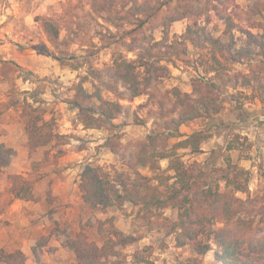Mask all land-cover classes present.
Masks as SVG:
<instances>
[{
    "label": "rangeland",
    "instance_id": "1",
    "mask_svg": "<svg viewBox=\"0 0 264 264\" xmlns=\"http://www.w3.org/2000/svg\"><path fill=\"white\" fill-rule=\"evenodd\" d=\"M90 1L0 0V140L4 139L18 147V150H14L16 154L10 164L0 172V250L22 251L26 264H35V257L46 264H72L78 254H83L82 249L88 248V244L95 243L101 247L110 232L117 229L137 240L124 248L115 247L114 251L119 254L102 259L104 264H132L133 260H140L132 256L134 251L141 256L142 264H154L159 258V252L164 250L172 258L170 264H187L188 258L195 257L191 247H182L180 251L170 249V246L174 247L173 235H167L164 228L146 227L141 219L138 220L140 216L137 209L129 204H125L122 209L110 208L106 212H88L84 208L78 189L79 174L83 167L92 164L131 173L126 164L132 157L133 144L149 134L153 126L152 119L148 118L149 107H143L147 99L141 96L130 102L120 101L126 110L112 121L115 126L113 132L104 128L84 129L77 121L78 111L69 101L73 97L72 86L79 81L80 76L85 75V67L72 70L33 49L38 43L53 49L41 29L42 19L50 18L61 26L59 38H65L66 41L62 50L76 57L85 56L93 68L110 66L117 53L134 59V53L126 51L122 45L123 42H130V37L124 35V31L130 27L115 28L96 18L89 9ZM110 1L120 11L119 6L123 3H127L128 8L134 2L141 4L145 0ZM148 1L159 7L166 3L175 5L177 2ZM255 1L192 0V3L196 8L208 5L211 11L206 15L210 20L207 30L214 37H219L222 43L228 44L230 36L223 34L226 17H230L239 29L247 30L255 36L262 34L261 29L251 28L245 22L250 5ZM162 8L164 10L166 7ZM206 16H198L199 22L205 20ZM161 17L153 19L152 24H159ZM194 19H182L170 24L167 28L169 38L182 35ZM255 19L261 21L258 16ZM66 23L71 28L69 32ZM145 28L144 35H150L156 41L164 36L161 26ZM239 29L235 28L231 33L233 50L243 48L247 43L246 35ZM96 32H102L103 37ZM132 36L137 38L136 43L140 49L141 37L136 33ZM88 48L91 53L85 51ZM216 57L231 72L245 73L247 64L255 66L257 63L256 56L251 63H246V60L227 62L218 53ZM209 59L207 50L188 46L185 57L176 60L174 66L166 64L169 73L159 89L176 88L190 93L195 79L211 76L205 74ZM84 88L92 92L90 84H84ZM33 94L39 105L46 110L43 119L50 121L56 133L69 136L57 145L52 143L33 150L28 146L24 124L19 117L20 111L11 104L13 100L21 101L23 98L30 102ZM103 95L106 99L112 98L110 94ZM219 95L222 109L218 114L181 125V137L172 138L170 142L182 140L193 132L209 134L211 137L203 143L200 153L192 155L180 151L184 155L183 161L197 162L206 172L223 167L224 158L228 157L232 163L250 172L249 190L252 197L258 196L264 189L259 169L264 171V97L261 100L250 98V89L232 84L221 89ZM96 107L97 103L93 101L90 108L95 110ZM142 119L147 123L140 125L139 120ZM111 134L120 135V145L115 153L101 147ZM228 144L233 146L229 151L226 150ZM0 146L6 147V143L0 142ZM161 166L165 168L167 161H162ZM138 170L142 175H153L146 169ZM10 173L23 175L32 184V193L39 201L14 199L8 192L6 175ZM213 176H218V173ZM163 214L174 220L177 210L166 209ZM142 237H146L148 245L136 251L137 244L144 239ZM215 249L212 246V250L202 257L201 264H215Z\"/></svg>",
    "mask_w": 264,
    "mask_h": 264
},
{
    "label": "trees",
    "instance_id": "2",
    "mask_svg": "<svg viewBox=\"0 0 264 264\" xmlns=\"http://www.w3.org/2000/svg\"><path fill=\"white\" fill-rule=\"evenodd\" d=\"M109 1L91 0L89 9L109 26L130 27L124 31L130 42H123L122 45L126 51L134 53V59L117 53L110 66L93 68L85 56L76 57L62 50L66 41L59 38L61 26L50 18L42 19L41 29L53 49L50 50L44 43L33 46L36 53L51 57L72 70L85 67V75L80 76L72 86L73 97L69 101L78 111L77 121L84 129L104 128L113 132L115 126L112 121L126 110L121 100L130 102L141 96L147 99L143 107H149L148 118L152 119L153 126L149 134L133 144L132 157L126 164L131 173L115 167L86 164L79 174L78 183L84 208L88 212H106L110 208L122 209L129 204L137 209L138 220L141 219L146 227L164 228L167 235H173L174 247H191L195 257L188 258L187 264H201L202 257L212 250V246L216 248L213 255L215 264H264V189L260 195L252 197L250 172L232 163L228 157L224 158L223 167L206 172L197 162L183 161L184 155L180 151L192 155L200 153L203 143L211 137L209 134L193 132L182 140L170 142L172 138L181 137V125L218 114L222 109L219 94L228 84L250 89V98L263 99L264 0L250 5L245 19L249 27L261 29L262 34L255 36L239 29L230 17H226L223 34H229L231 41L228 44L222 43L219 37H214L207 30L210 20L206 15L211 11L208 5L196 8L192 0H177L175 5L166 3L159 7L145 0L141 4L134 2L128 8V4L123 3L119 11ZM201 15L206 18L199 22L198 16ZM256 16L260 17V22L255 19ZM159 17L161 22L152 24L153 19ZM192 17L195 19L182 35L169 38L167 28L170 24ZM147 26H161L164 30L162 39L156 41L150 35L145 36ZM235 28L247 38L246 46L237 50H233L231 35ZM133 33L141 37L140 49ZM96 34L101 38L104 35L102 32ZM188 46L209 52L210 63L205 74L211 76L195 79L190 93L176 88L159 89L169 73L166 64L174 66L176 60L185 57ZM85 51L91 53L89 48ZM216 53L227 62L237 63L242 60L251 63L256 56L257 63L255 66L247 64L245 73L231 72L221 64ZM87 83L92 87L91 93L84 88ZM104 93L112 95V98L106 99ZM30 98V102L23 98L21 101L13 100L11 104L20 111L29 148L33 150L52 143L57 145L69 137L56 133L50 121L43 119L45 108L39 105L34 94ZM93 101L97 103L95 110L90 108ZM146 123L145 119L139 120L140 125ZM118 139L120 135L111 134L101 147L115 153L120 145ZM232 148L228 144L226 150ZM15 154L13 149L0 146V172L10 164ZM164 160L167 166L162 168ZM139 168L153 175H142ZM259 169L264 185V171ZM215 173L218 176L214 177ZM6 179L8 192L14 199L39 201L32 193V184L23 175L10 173ZM166 209L177 210L176 219L167 218L163 214ZM136 240L134 236L114 229L101 247L95 243L88 244L87 249H82L84 256L78 254L72 264H104L102 259L119 254L114 251L115 247L124 248ZM0 264H26V257L18 249L11 252L0 250ZM35 264L46 263L35 257Z\"/></svg>",
    "mask_w": 264,
    "mask_h": 264
},
{
    "label": "crops",
    "instance_id": "3",
    "mask_svg": "<svg viewBox=\"0 0 264 264\" xmlns=\"http://www.w3.org/2000/svg\"><path fill=\"white\" fill-rule=\"evenodd\" d=\"M186 137V136H185ZM184 137V138H185ZM0 142H4V143H6V147H8V148H11V149H13V150H18V147H16V145H14V144H12V143H7L4 139H2V140H0ZM26 154V152L24 153V155ZM22 155H23V152H22ZM36 209V208H35ZM142 238H144V239H142ZM141 239H142V243L140 242V243H138L137 244V246H136V251L138 250V249H141L142 248V246H144V245H148V241H147V239H146V237H142ZM144 241V242H143ZM173 246V245H172ZM172 246H170V249H172V250H176V251H180V249L181 248H179V249H177V248H174V247H172ZM132 253H134L132 256L133 257H137V258H139L140 260H138V261H136V260H133V262H132V264H142L141 262V260H142V258H141V256L140 255H137V254H135V251L134 252H132ZM164 260H166V262H164ZM170 262H172V258L170 257V256H168V253H167V251H163V252H159V258H158V260L157 261H154V264H170Z\"/></svg>",
    "mask_w": 264,
    "mask_h": 264
}]
</instances>
